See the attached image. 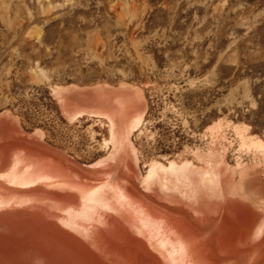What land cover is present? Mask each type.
I'll use <instances>...</instances> for the list:
<instances>
[{"label": "rangeland", "instance_id": "rangeland-1", "mask_svg": "<svg viewBox=\"0 0 264 264\" xmlns=\"http://www.w3.org/2000/svg\"><path fill=\"white\" fill-rule=\"evenodd\" d=\"M122 84L144 95L129 137L143 173L204 153L214 125L264 142V0H0V115L25 135L82 167L103 161L108 118L54 89ZM66 101L91 113L72 118Z\"/></svg>", "mask_w": 264, "mask_h": 264}, {"label": "bare ground", "instance_id": "bare-ground-1", "mask_svg": "<svg viewBox=\"0 0 264 264\" xmlns=\"http://www.w3.org/2000/svg\"><path fill=\"white\" fill-rule=\"evenodd\" d=\"M54 92L91 100L117 149L82 167L1 114L0 264H264V142L246 126L209 127L204 153L153 160L143 173L129 158L141 91ZM73 103L70 117L88 114L89 102Z\"/></svg>", "mask_w": 264, "mask_h": 264}]
</instances>
